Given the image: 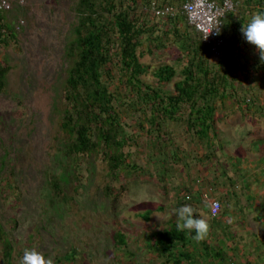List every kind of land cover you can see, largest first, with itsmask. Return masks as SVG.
I'll list each match as a JSON object with an SVG mask.
<instances>
[{
	"label": "trees",
	"instance_id": "16d2710c",
	"mask_svg": "<svg viewBox=\"0 0 264 264\" xmlns=\"http://www.w3.org/2000/svg\"><path fill=\"white\" fill-rule=\"evenodd\" d=\"M190 1L78 0L74 9L77 23L65 48L68 69L62 106L56 107L61 119L59 132L54 137L55 148L70 162L76 163L77 170H82L80 160L83 158L103 157L111 183L105 188L104 195L114 201L116 196L128 192L126 187L115 185L125 171L158 182L165 192L174 184L176 208L190 205L194 214L207 221L209 228L206 236L197 241L187 230L176 229L175 217L167 220L166 226L143 237L148 251L158 256L163 261L161 264H242L244 259L240 262L236 257L239 246L235 245V240L241 238L242 243L247 238L241 234L244 231L236 238L232 236L233 227L229 221L236 213L237 223H247L246 216L241 213L245 211L241 206L246 195L236 193L233 187L236 182L228 180L230 173L225 175L227 179L222 177L224 173L221 162L217 161V153L224 154L225 149L217 124L237 108L243 114L247 111L253 118L264 121V104H260L264 102L261 96L264 94V63L257 50L254 52L257 55L255 63H259V67L256 64L250 67L246 63L247 56L243 52L250 51L252 46L240 33L242 24L253 15L264 13V0H233L237 9L224 21L222 38L226 44L218 54L190 26L183 11ZM210 1L222 4L224 0ZM154 4L160 9L172 6L177 14L159 18L153 12ZM17 20L11 12L0 10V96L7 92L13 71L4 63L2 51L19 46L20 24ZM165 57L170 60L157 62ZM251 68L259 69V74L255 70L251 72ZM227 100L231 110H227ZM220 105L226 106L222 116ZM136 116L139 118L135 120V126L155 141L150 148L163 151L159 153L160 158L155 152L151 155L149 168L130 163L131 155L126 153L131 142L137 145L134 136L127 132L133 125L126 122ZM172 125H178L190 136L194 148L191 155L186 156V152L177 147ZM170 150L173 151L171 156ZM204 160L214 164L202 178L210 180L211 191L220 192L218 200L222 208L217 217L212 216L211 204L204 196L208 183L203 181L193 185L190 182L200 170L197 164ZM167 170H172L175 177L178 170L184 171L186 176L168 182L163 174ZM47 174L53 201L69 208L75 202V196L60 176ZM79 178L77 175L78 181ZM155 208L136 217L151 223L158 215L155 213L169 210L161 205ZM254 221L258 223V220ZM226 226L231 230L225 231ZM214 231L224 232L223 241L234 243L233 253L229 251V244L225 243L221 248L211 245L208 238L211 233H216ZM125 240L119 231L115 235L116 247L129 249ZM0 245L5 263L14 264V247L2 227ZM77 254L79 252L75 250L64 260L76 264Z\"/></svg>",
	"mask_w": 264,
	"mask_h": 264
},
{
	"label": "rangeland",
	"instance_id": "374dc122",
	"mask_svg": "<svg viewBox=\"0 0 264 264\" xmlns=\"http://www.w3.org/2000/svg\"><path fill=\"white\" fill-rule=\"evenodd\" d=\"M11 1V13L13 17L17 16L20 31L19 46L2 51L4 63L13 71L7 92L0 96V227L13 244L14 264H21L25 250H35L51 258L53 264H73L66 262L64 257L75 250L79 252L76 264H161L163 261L148 251L143 237L158 231L162 225L166 226L167 220L175 219L174 184L165 192L158 182L147 181L140 174L125 171L115 185L126 187L128 192L121 197L116 196L114 201L104 195L105 188L111 183L103 157H85L80 160L82 170H77L76 163L70 162L63 152L55 148L54 137L59 132L61 119L56 107L62 106L68 69L65 48L77 23L74 9L78 0ZM254 52L253 46L250 51L243 52L250 67L256 64ZM169 60L165 57L157 62ZM249 70L259 74V69ZM261 96L264 98V94ZM226 104L227 110H231L229 100ZM220 108L222 116L226 106L220 105ZM246 113L237 108L228 118L218 122L217 131L227 153L229 144L239 143L244 149L255 145L254 151L259 147L256 152L259 155L254 154L259 158V166L257 157L228 156L225 159L221 157V151L217 153V161L226 164L228 159L232 177L236 176L242 183L245 179L240 180L237 174L242 175L239 172L242 166V169L253 166L248 174L253 172L259 178V184H254L248 181L255 177L248 176V181L241 185L246 192L241 206L245 211L241 213L246 216L247 223L240 225L235 217L229 222L233 227L232 236L236 238L240 231H244L241 234L247 238L242 243L241 238L235 240V245L239 246L238 253H234L238 254V260L241 262L243 258L245 263L242 264H264V121L253 118L250 112ZM138 118L126 121L133 125L127 128V132L137 141V145L131 142L126 153L131 155L130 163L149 168L151 155L155 152L159 156L163 151L150 148L155 141L135 126ZM171 131L177 147L185 151L186 156L191 155L194 148L190 136L178 125H172ZM172 152L170 150L169 156ZM197 165L200 170L190 182L195 185L206 181L208 194L211 191L210 180L202 177L214 165L213 161L204 160ZM166 166L170 168L168 164ZM47 173L60 176L68 191L75 196L76 200L69 208L53 201ZM177 173L180 180L186 176L184 171L178 170ZM163 174L168 182L176 180L172 170ZM258 194L259 199L254 201H258L259 210L251 199ZM160 205L169 210L155 213L158 215L151 223L136 217ZM202 209L205 211L206 206L203 205ZM230 228L226 226L225 231ZM119 231L125 236L129 249L116 247L115 235ZM223 233H211L209 242L219 248L229 244V251L233 253L234 243L224 242ZM4 256L0 245V264H6Z\"/></svg>",
	"mask_w": 264,
	"mask_h": 264
},
{
	"label": "built area",
	"instance_id": "2783aa9c",
	"mask_svg": "<svg viewBox=\"0 0 264 264\" xmlns=\"http://www.w3.org/2000/svg\"><path fill=\"white\" fill-rule=\"evenodd\" d=\"M12 9L11 0H0V10L9 12ZM236 9L237 4L233 0H224L222 4L210 0H191L183 7L190 26L202 35L205 44L213 47L215 54L225 47V41L222 38L224 21L228 14ZM153 12L159 18L174 17L177 14L174 7L166 6L160 9L157 4H154ZM221 208L220 202H214L211 205L212 216L217 217Z\"/></svg>",
	"mask_w": 264,
	"mask_h": 264
},
{
	"label": "clouds",
	"instance_id": "9594fccd",
	"mask_svg": "<svg viewBox=\"0 0 264 264\" xmlns=\"http://www.w3.org/2000/svg\"><path fill=\"white\" fill-rule=\"evenodd\" d=\"M1 11L6 12L3 10ZM12 11L13 9L9 12ZM240 33L243 40L257 50V52L259 53L260 61L264 63V13L253 15L249 21L242 24ZM217 34H219L218 31ZM249 182L259 184L254 180H251ZM243 183L236 182V193L246 195L245 190L242 189L241 186ZM251 199L253 201L255 200L254 198ZM214 202H219V200L215 198L209 199V203L211 205ZM255 204L259 205V203ZM174 211L177 218L176 229L178 231L187 230L188 233L192 235V238L197 241L202 240L206 236L209 228L207 221L204 218L200 217L198 214H194V209L190 205H183L179 208H176ZM206 239L207 238H205L204 240ZM21 264H53V261L51 258H46L43 254L35 250H25Z\"/></svg>",
	"mask_w": 264,
	"mask_h": 264
},
{
	"label": "crops",
	"instance_id": "0c3cea01",
	"mask_svg": "<svg viewBox=\"0 0 264 264\" xmlns=\"http://www.w3.org/2000/svg\"><path fill=\"white\" fill-rule=\"evenodd\" d=\"M243 146H240V144L239 143H237V144H232V145H227V151H228V153L227 152H225L221 157H223V158H227L228 156L229 157H232V156H242V157H246V158H250V159H254V158H256L257 156H255L254 154H257V155H259L258 153H256L257 152V150H258V148L256 149V151H254L253 150V148H254V145H252V146H249L247 149H244V148H242ZM261 148H262V146L260 147V150H261ZM224 149H226L225 147H224ZM243 153V154H242ZM259 157H261V156H259ZM220 161V160H219ZM227 161V163L226 164H223L221 161V169H222V171H223V173L224 174H222V177H224V178H226L225 177V175L227 176V174L228 173H230V176L228 177V180H230V179H233L235 182H241V181H239V179H237L236 178V176L235 177H232V175H231V170L229 169V165H230V163H229V161H228V159L226 160ZM225 161V162H226ZM257 161H258V166H259V158L257 157ZM224 162V161H223ZM224 162V163H225ZM260 165H261V162H260ZM250 166V165H249ZM253 167V166H252ZM252 167L250 166V167H248V169L247 168H245V169H242L243 168V166L242 167H239V172L240 173H242V175H240L239 173H237L238 175H239V177H240V180H244L245 179V182L246 181H248L246 178H248V176H250L251 177V175H253L254 177H255V179H252V180H254L255 182H257V183H259V178H257L254 174H253V172H251L252 174H248L249 172H250V170H253L252 169ZM247 176V177H246ZM227 179V178H226ZM249 181H251V180H249ZM248 181V182H249ZM200 182V181H199ZM199 182L197 183V184H199ZM234 188H236V186H233ZM198 189V188H197ZM215 193H216V195H215ZM205 196V198L208 200V199H211V198H215V199H218V198H220L221 197V195H220V192H213V191H209V193L206 195H204ZM252 198H254V199H259V194L258 195H256V197H252ZM254 202V201H253ZM255 203H258V201L257 202H254V204ZM255 208H258V210H259V205L257 206V207H255ZM235 218H237L238 217V214H236V213H234V214H232Z\"/></svg>",
	"mask_w": 264,
	"mask_h": 264
}]
</instances>
